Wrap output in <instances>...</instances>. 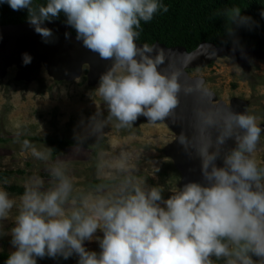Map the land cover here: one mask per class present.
<instances>
[{
	"label": "clouds",
	"instance_id": "1",
	"mask_svg": "<svg viewBox=\"0 0 264 264\" xmlns=\"http://www.w3.org/2000/svg\"><path fill=\"white\" fill-rule=\"evenodd\" d=\"M5 3L14 11L27 10L28 23L45 43L54 34L43 25L63 14L85 47L111 61L95 88L108 116L102 112L90 116L88 135H100L113 119L117 127H130L141 116L161 121L177 107L182 90L178 73L159 71L163 56L153 58L152 48H140L135 42L141 21L150 22L160 10L168 11L161 0H46L44 4L0 0ZM218 15L234 44H238L237 30L255 23L237 6ZM31 60L28 53L22 55L24 65ZM209 129L217 132L214 140ZM199 132L206 142H190L183 135L179 140L195 149L205 183H187L167 199L163 187L147 186L132 176L103 195L98 193L104 185H97L94 192H76L63 162L50 168L52 186L47 190L41 177L30 178L19 204L0 187V222L17 210L10 231L0 224V238L10 234L14 248L5 264H37L38 258L67 260L73 255L77 264H264V168L251 155L264 128L254 115L230 110L219 118L203 115ZM86 138L77 139L83 144ZM229 139L235 147L221 156ZM51 150L33 149V155L47 161ZM221 158L223 166H217ZM119 167L124 169L125 164ZM98 231L102 237L96 235ZM94 239L99 252L85 247Z\"/></svg>",
	"mask_w": 264,
	"mask_h": 264
},
{
	"label": "rangeland",
	"instance_id": "2",
	"mask_svg": "<svg viewBox=\"0 0 264 264\" xmlns=\"http://www.w3.org/2000/svg\"><path fill=\"white\" fill-rule=\"evenodd\" d=\"M248 65V71H244L231 58L219 57L188 73L203 81L201 89L213 95L214 103L243 102L245 113L254 115L264 128V58L249 59ZM17 72L16 67H10L0 76V187L5 188L17 204L23 194L11 188L18 187L25 192L30 178L39 176L44 181L43 190H47L52 186L50 168L58 162L67 165L66 171L76 192H94L96 187L90 185L94 180L110 181L104 191L98 193L103 195L125 176H132L147 186L163 187L165 199L180 189L181 174L165 151L176 134L164 122L140 121L130 127H117L113 119L100 135H88V118L101 112L107 117L108 112L95 90L99 81L94 85L88 83L86 67L69 81L53 79L44 68L30 82L18 80ZM81 136H87L88 147L69 145L56 155L51 150L47 161L33 155V149L52 148L42 141L44 139L78 140ZM251 155L264 168V134ZM121 162L125 164L124 169L119 167ZM16 211L13 209L10 218L0 222L4 230L10 231L14 226ZM96 235L102 237L103 234L98 231ZM85 247L100 251L95 239L86 241ZM12 251L11 235H4L0 238V254ZM77 262L76 255L67 260L62 257L37 260V264Z\"/></svg>",
	"mask_w": 264,
	"mask_h": 264
},
{
	"label": "water",
	"instance_id": "3",
	"mask_svg": "<svg viewBox=\"0 0 264 264\" xmlns=\"http://www.w3.org/2000/svg\"><path fill=\"white\" fill-rule=\"evenodd\" d=\"M43 26L53 31L54 39L49 43L43 42L41 36L28 22L0 25L1 77L6 74L8 68L16 67L18 69L16 78L30 82L39 74L41 68H44L53 79L69 81L77 78L86 67L88 83L94 85L111 67V61L101 59L98 53L85 47L83 42L70 32L68 24L52 20L45 22ZM136 44L140 48L144 47L137 42ZM149 48L153 49L150 54L153 58L163 56V63L158 66V70L165 75L178 73V80L182 86L178 94L177 107L168 117L161 120L176 134V139L165 151L173 158L181 174L180 189L190 182L204 184L201 160L195 149L186 148L180 143V136H185L190 142H206V137L199 132L203 115L212 114L219 118L226 116L230 110L234 112H245V110L244 103L238 100H233L229 105L224 102L214 103L213 95L201 89L203 81L200 78L190 77L188 70L201 68L219 57H229L244 71H248V60L263 59L264 50L250 47L237 48L235 45L217 47L207 42L200 43L191 52H187L183 47H166L160 43H154ZM24 53L32 57L30 64L22 63ZM188 87H192L193 90L185 92L184 89ZM140 121L147 120L141 116L135 123ZM208 131L214 140L217 135L216 130ZM234 147L235 141L229 139L223 146L221 156ZM216 163L217 166H223L222 158Z\"/></svg>",
	"mask_w": 264,
	"mask_h": 264
},
{
	"label": "trees",
	"instance_id": "4",
	"mask_svg": "<svg viewBox=\"0 0 264 264\" xmlns=\"http://www.w3.org/2000/svg\"><path fill=\"white\" fill-rule=\"evenodd\" d=\"M168 11L160 10L150 22L141 21V26L136 37V42L143 46L151 47L160 43L166 47H183L187 52L195 50L202 42L213 43L215 46H232L237 48L250 47L264 50V0H161ZM35 4H44L46 0H34ZM237 6L242 9V14L249 16L255 22L251 28L242 27L236 32L238 44L233 43V38L225 33L224 18L218 15L222 9ZM27 10L14 11L9 5L0 4V25H16L27 21ZM65 23L63 14L58 19ZM70 27V32L76 36L75 29ZM189 71V70H188ZM52 147L53 155L61 152L63 147L78 145L88 147V141L83 144L78 140L44 139ZM110 181L94 180L92 187L97 185L107 186ZM12 191L24 194L18 187ZM9 254H0V264L8 258ZM46 261L57 260L45 257ZM256 259V257H253Z\"/></svg>",
	"mask_w": 264,
	"mask_h": 264
}]
</instances>
